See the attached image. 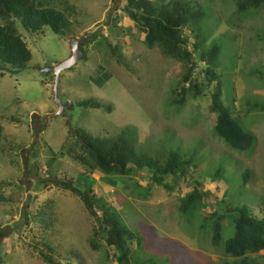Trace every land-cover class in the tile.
Listing matches in <instances>:
<instances>
[{
  "label": "rangeland",
  "instance_id": "1",
  "mask_svg": "<svg viewBox=\"0 0 264 264\" xmlns=\"http://www.w3.org/2000/svg\"><path fill=\"white\" fill-rule=\"evenodd\" d=\"M40 1L63 13L69 24L63 35H56L49 27L31 33L16 21L31 59L19 73L0 71V264H48L44 254L61 264H117L103 240L97 241L99 251L90 247L97 225L79 198L49 183L54 177L75 180L81 174L90 177L96 197L106 200L121 223L141 239L140 247L131 245L132 260H231L211 244L204 218L227 205L244 207L264 219V5L239 12L237 0H178L203 8L204 47H219L214 71L221 102L242 130L255 137L250 150L239 152L215 135L208 95L187 99L181 106L172 104L182 65L157 46L144 44V34L124 12L127 0ZM148 1L160 7L174 0ZM4 23L0 18V25ZM84 34L85 58L59 75L57 97L65 107L56 115L53 74L41 70L69 58V39ZM189 39L191 50L193 38ZM204 68L198 63L194 72L203 83ZM87 100L108 105L110 111L78 105ZM121 133L141 154L164 157L177 151L182 158H192L197 168L182 179L164 180L171 187L165 189L150 184L145 170L127 178L104 177L89 174L73 160L82 152L79 134L111 139ZM219 168L224 171L222 180L212 181ZM246 170L251 177L244 184ZM41 181L48 182L43 186ZM195 181L209 192L206 208L185 216L179 211L180 201ZM222 235L223 240L231 235L229 221ZM249 257L264 263V250Z\"/></svg>",
  "mask_w": 264,
  "mask_h": 264
},
{
  "label": "trees",
  "instance_id": "2",
  "mask_svg": "<svg viewBox=\"0 0 264 264\" xmlns=\"http://www.w3.org/2000/svg\"><path fill=\"white\" fill-rule=\"evenodd\" d=\"M154 4L156 3L148 0H127L123 9L128 19L144 34V44L148 48L157 46L164 56L175 59L182 65L184 73L173 91L172 104L181 106L187 99L197 100L208 95L209 111L215 116V135L233 150H250L255 142L254 135L242 130L229 109L221 102L222 91L218 75L214 71L217 67L219 47L214 43L208 48L204 47L207 38L203 37L200 29L205 17L203 8L192 7L189 3L178 0L160 7ZM263 5L264 0H237L239 12L257 9ZM0 18L5 22L0 25V71L11 73L21 72L31 59V53L18 32L16 21L31 33L41 32L44 27H49L56 35H63L69 24L63 13L55 8L43 6L40 0H0ZM187 28L190 29L188 34L185 33ZM189 37L193 38L191 50ZM201 62L205 65L201 70L204 83L194 77L198 63ZM78 105L94 109L105 107L110 111L108 105H102L96 100L81 101ZM1 134L0 124V137ZM80 135L82 152L72 158L89 174L98 172L104 177L127 178L145 170L150 184L171 189L164 180L171 177L182 179L189 169L197 168L192 165V158H182L177 151H168L164 157L141 154L136 151L134 141L124 133L111 139ZM55 159L56 156L52 157L48 165ZM223 174L224 171L219 168L211 180L221 179ZM250 177V172L244 171L243 183L247 184ZM47 182L41 181L40 184L44 186ZM49 183L78 197L96 223L97 228L89 240L93 250L99 251L101 247L97 241L103 240L104 246L112 248L117 264H150L147 261L132 260L134 252L131 251V245L140 247L141 239L121 223L116 210L106 200L96 197L89 176L81 174L75 180H60L54 177ZM194 184L192 191L180 201L179 211L185 216H191L195 211L206 208L205 198L209 192L202 191L203 185L200 181H195ZM0 200H3L1 196ZM224 201L225 199L221 201L223 206ZM46 206L48 207V203ZM204 221L209 223L211 244L221 247L223 253L231 259L221 264H264L249 257L264 250V219L255 218L244 207L229 208L225 205L222 211H214L205 217ZM225 221L231 224V235L223 240ZM105 257H108L106 250ZM43 258L48 264H61L51 255L44 254Z\"/></svg>",
  "mask_w": 264,
  "mask_h": 264
},
{
  "label": "water",
  "instance_id": "3",
  "mask_svg": "<svg viewBox=\"0 0 264 264\" xmlns=\"http://www.w3.org/2000/svg\"><path fill=\"white\" fill-rule=\"evenodd\" d=\"M88 37V34H84L80 36L79 38L71 37L69 39V45L71 50V55L66 60L62 61L58 65L54 67H45L42 69V72H51L53 74V96L54 101L56 105L59 106V111L56 113V115H60V111L64 109L65 106H63L60 103L59 98L57 97V86L59 81V75L63 70H67L72 68L74 65H76L80 60L83 59L84 53L82 51L81 45L84 42V40Z\"/></svg>",
  "mask_w": 264,
  "mask_h": 264
},
{
  "label": "bare ground",
  "instance_id": "4",
  "mask_svg": "<svg viewBox=\"0 0 264 264\" xmlns=\"http://www.w3.org/2000/svg\"><path fill=\"white\" fill-rule=\"evenodd\" d=\"M2 69V68H1ZM262 222V221H261Z\"/></svg>",
  "mask_w": 264,
  "mask_h": 264
}]
</instances>
